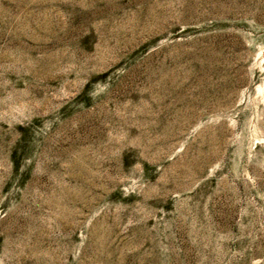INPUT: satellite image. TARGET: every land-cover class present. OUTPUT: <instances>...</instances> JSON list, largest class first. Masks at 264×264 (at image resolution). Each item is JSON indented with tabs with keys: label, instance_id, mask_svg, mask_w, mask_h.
I'll return each instance as SVG.
<instances>
[{
	"label": "rangeland",
	"instance_id": "obj_1",
	"mask_svg": "<svg viewBox=\"0 0 264 264\" xmlns=\"http://www.w3.org/2000/svg\"><path fill=\"white\" fill-rule=\"evenodd\" d=\"M264 0H0V264H264Z\"/></svg>",
	"mask_w": 264,
	"mask_h": 264
},
{
	"label": "bare ground",
	"instance_id": "obj_2",
	"mask_svg": "<svg viewBox=\"0 0 264 264\" xmlns=\"http://www.w3.org/2000/svg\"><path fill=\"white\" fill-rule=\"evenodd\" d=\"M260 92L264 95V87L259 88Z\"/></svg>",
	"mask_w": 264,
	"mask_h": 264
}]
</instances>
